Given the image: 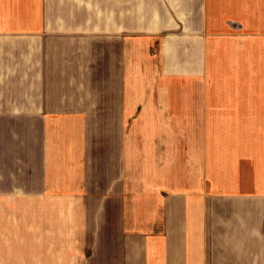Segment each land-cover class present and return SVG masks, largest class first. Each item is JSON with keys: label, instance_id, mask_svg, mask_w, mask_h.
Returning <instances> with one entry per match:
<instances>
[{"label": "crops", "instance_id": "1", "mask_svg": "<svg viewBox=\"0 0 264 264\" xmlns=\"http://www.w3.org/2000/svg\"><path fill=\"white\" fill-rule=\"evenodd\" d=\"M0 264H264V0H0Z\"/></svg>", "mask_w": 264, "mask_h": 264}]
</instances>
